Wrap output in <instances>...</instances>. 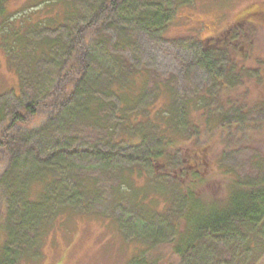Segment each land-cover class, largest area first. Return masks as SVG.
Instances as JSON below:
<instances>
[{"label":"trees","instance_id":"1","mask_svg":"<svg viewBox=\"0 0 264 264\" xmlns=\"http://www.w3.org/2000/svg\"><path fill=\"white\" fill-rule=\"evenodd\" d=\"M18 2L0 0V46L9 56L22 53L26 57L25 67L16 68L18 105L8 109L5 101L0 104V237L4 238L0 245V264H22V256L31 250L40 257L44 253L46 229H51L58 219L61 223L83 213L77 209L85 207L89 179L74 169L77 165L73 157L85 149L61 142L56 131L60 129L67 136L76 126L115 129L118 123L112 120V113L121 120L122 130L115 136L97 140L95 145L138 146L145 133L150 132L159 142L144 153L123 154L135 163L119 170L121 182L116 189L121 197L128 195L133 199L131 180L134 172L140 174L143 170L138 166L140 163L151 167L152 184L170 191L161 211L172 204L168 200L174 192L181 194L167 233L156 223L155 214H147L141 208L131 210L139 216L138 228L151 229L154 237L144 242L143 234L138 233L140 236L136 238L142 245L130 252L125 264H169L170 260L173 264L171 257H177V264H199L200 252L211 247L210 237L224 238L231 234L236 239L264 228V176L252 182L247 177L230 174L231 169L218 170L213 165V174L222 183L213 184L209 189L212 193L206 188L212 178L204 175L208 161L198 147L200 133L195 130L197 125L191 120L189 109L205 107L208 90L191 104L160 110L155 119L141 110L134 111L151 80L152 70L137 68L121 51L131 48L134 31L168 34L179 20V9L195 0H97L87 1L86 9L67 0H29L25 7H17ZM248 13L240 19H251L253 14L264 17L263 11ZM32 25L57 33L31 39L27 32ZM61 27L64 29L60 32ZM239 28L243 27L236 26L232 32L229 28L223 41H217L218 48H225L219 50L221 55L215 53L216 48L207 49L206 44L196 39L188 40L200 47L196 59L212 73L217 86L226 88L240 81L238 67L235 61H229L226 50L229 35ZM41 61L47 67L43 68ZM101 95L116 97L117 105ZM238 100L239 97L229 100L234 113L231 117L223 109L220 122L224 128L246 124L240 109L246 105H236ZM259 107L264 113V100ZM177 110L184 118V128L176 120ZM93 153L115 154L111 149L97 147ZM130 173L133 174L130 176ZM161 175H169L170 181L165 184L159 180ZM53 198H57L59 205L51 211ZM72 200L82 202L81 206H74ZM164 233L166 238L158 239ZM164 243L170 249V259L161 252L151 253ZM10 257L11 261H7ZM221 260L217 263L231 261Z\"/></svg>","mask_w":264,"mask_h":264},{"label":"rangeland","instance_id":"2","mask_svg":"<svg viewBox=\"0 0 264 264\" xmlns=\"http://www.w3.org/2000/svg\"><path fill=\"white\" fill-rule=\"evenodd\" d=\"M28 1L19 0L16 6L22 7L28 4ZM67 1L86 9L87 1L97 0ZM258 11L264 12V0H195V3L179 9V20L168 34L148 35L141 30L134 31L131 35L133 38L131 48L121 51V54L137 68L146 67L152 70L151 80H148V85L143 90L134 111L141 110L155 119L160 110L169 109L170 106L180 108L182 104H191L198 95L209 91L205 107L199 110L189 109L190 118L197 125L195 130L200 133L198 147L204 152L202 157L208 161L203 171L205 176L212 178L206 187L209 193H212L209 189L213 184L219 186L222 183L220 178L213 174V165L218 170L231 169L230 174L247 177L252 182L264 176V113L259 107L264 100V17L253 14L251 16L253 23L235 25L241 16ZM236 26L243 28L237 29L235 34L233 33L234 36L229 35L226 50L229 52L227 54L229 61H235L234 64L238 67L240 81L224 88L215 85L212 73L204 64L197 61L200 47L188 40L196 39L206 44L207 49L216 48L215 53L218 55L225 48H218L217 41H223L227 30L233 28L234 31ZM62 29L64 28L61 27L58 31L61 32ZM56 33L57 31L41 25H32L27 36L38 39ZM108 33L114 38L111 30H108ZM231 42H234L235 46H232ZM24 57L22 53L9 56L0 46V104L5 101L8 109H12L19 102L16 68L25 67ZM40 65L43 68L47 67L44 61H41ZM101 96L112 100L116 105L118 103L116 97ZM236 97L240 98L236 105H246L240 107L246 124L243 127L224 128L220 122L223 109L228 111L226 116L234 115L229 100L233 101ZM111 118L118 123L115 129L76 126L70 129L67 136L57 129L56 135L61 142H69L70 146H82L85 149L73 158L77 165L74 169L81 171L89 179L88 197L85 207L77 209L79 210L77 212L82 211V214L73 215L61 223L59 219L54 220L53 227L46 229L43 236V255L39 257L31 250L29 254L22 256V264H125L130 252L136 247L139 249L138 245H142L136 238L140 236L138 233L143 234L144 242H149L154 237L151 235V229L138 228L139 216L137 217L132 209L141 208L147 214H155V217H158L156 223L164 227L166 233L170 231L169 220L172 212L178 207V198L181 194L172 193L171 199L168 200L172 204L161 211L170 191L151 183L149 177L151 178L153 172L150 166L140 163L138 166L144 171L141 170L140 174L137 171L134 174L130 173V176L133 174L131 180L133 199L128 195L121 197L116 189L118 182H121L120 168L135 163L123 154L144 153L150 150V147L159 145L156 135L152 132L145 133L138 146L103 143L95 145L97 140L110 138L117 135L118 130H122L121 120L116 119L114 113L111 114ZM183 119L177 110L176 120L182 123L180 127L185 125ZM129 135H133L132 130L129 131ZM118 146L125 149H119ZM95 147L111 149L115 154L97 155L93 153ZM169 177L161 175L159 180L167 184L166 182L170 181ZM51 201L50 210L53 211L59 203L57 198ZM1 202L0 199V211ZM70 202L74 206H81L82 203L78 200ZM133 202L137 205L134 206ZM67 215L65 212L64 218ZM166 233L158 239L164 240ZM3 239L1 236L0 245ZM209 240L211 247L200 252L199 264H214L215 261L218 264L219 259L231 260L220 264H264V228L252 232L251 236L232 239L230 234L224 238L210 237ZM163 245L151 253L157 255L161 252L170 259V249L166 243ZM11 258L7 261H11ZM171 259L173 264H177V257ZM169 264H172L171 260Z\"/></svg>","mask_w":264,"mask_h":264},{"label":"flooded vegetation","instance_id":"3","mask_svg":"<svg viewBox=\"0 0 264 264\" xmlns=\"http://www.w3.org/2000/svg\"><path fill=\"white\" fill-rule=\"evenodd\" d=\"M241 21H242V22H245V23H253V20L248 19V18L245 19V20H242V19L238 18L237 21H236V23H238V22L240 23ZM232 31H233V28H231V32H232Z\"/></svg>","mask_w":264,"mask_h":264},{"label":"bare ground","instance_id":"4","mask_svg":"<svg viewBox=\"0 0 264 264\" xmlns=\"http://www.w3.org/2000/svg\"><path fill=\"white\" fill-rule=\"evenodd\" d=\"M144 112V111H143Z\"/></svg>","mask_w":264,"mask_h":264}]
</instances>
